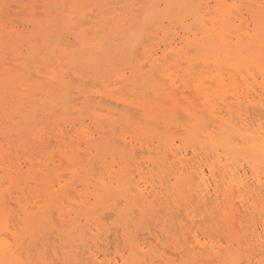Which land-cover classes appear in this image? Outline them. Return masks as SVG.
<instances>
[{
  "label": "bare ground",
  "instance_id": "1",
  "mask_svg": "<svg viewBox=\"0 0 264 264\" xmlns=\"http://www.w3.org/2000/svg\"><path fill=\"white\" fill-rule=\"evenodd\" d=\"M71 1L70 9L83 4ZM161 4L178 9L181 31L146 49L129 76L120 73L131 97L108 90L107 103L86 104L87 124L69 120L68 74L44 75L53 87L39 92L49 101L37 99L40 85L26 80L32 73L0 75L4 225L10 202L17 206L8 232L14 242L0 235V264H264V0ZM111 19L102 15L94 33ZM6 27L0 23V46L14 34ZM101 100L117 104L104 109ZM11 104L19 108L11 111ZM78 197L87 198L73 202ZM112 216L114 241L123 247L115 244L111 258L105 243L115 242H105L111 230L105 220ZM141 223L143 240L132 230ZM51 232L66 242L55 250L57 262L45 256Z\"/></svg>",
  "mask_w": 264,
  "mask_h": 264
},
{
  "label": "rangeland",
  "instance_id": "2",
  "mask_svg": "<svg viewBox=\"0 0 264 264\" xmlns=\"http://www.w3.org/2000/svg\"><path fill=\"white\" fill-rule=\"evenodd\" d=\"M80 1H83V4L81 5V2H80L79 3L80 5L78 4L77 7L73 9H70L71 4L73 3V1L71 0H13L12 2L5 1L3 4L0 3V23L4 25L5 27L7 26L6 30L8 32L14 33L12 34L11 37L10 36L5 37V39L2 40L4 42L0 46V51H1L0 52V75L6 76L5 75L6 70L7 71L9 70L10 75L13 73L21 74L20 76L21 78H24L25 76H27L26 73H28V75L32 73L31 77L27 76L29 79L26 77L25 78L29 82H33L34 84L40 85L38 87H35V88H39V90H37L39 93L37 95V99H41V98L43 99L46 97L45 95L43 96L41 92H39L41 89H43L44 87H53V84L45 77V76H49L48 73L52 75L53 71L55 70L57 72V75H62L63 77L66 76L64 79L68 82V88L70 89V90H67V93L69 94L70 96L69 98L71 100L69 106L73 107L70 109L69 120L73 121L78 118H84L85 124H87L90 121L88 120V117H86L87 114H89L87 112L89 111V109L86 104L94 105L92 101L98 102L100 99H105L104 100V103H105L106 98L108 99L106 95L108 90H111L116 95H121L126 98L131 97L130 93L127 91V89H125L124 85L122 84L121 79L118 78L120 73L127 72L126 76H129L130 72L128 71V68L130 66L135 68V66L139 62H144L145 60L144 54L146 53V49L156 47L158 42L166 38L168 34L170 35L171 33L176 32V31L179 32L181 31V28L179 26L177 19L173 16L174 12H177L178 9L175 8V6L172 4H161L163 0H80ZM207 1H213V0H196V2H203L204 3L203 5H205V2ZM160 4H161V8H159ZM85 5L87 6L85 7ZM99 5L101 6L100 8H99ZM211 5H213V3ZM115 6L117 7V9ZM121 7L122 9H120ZM114 13H117L116 16ZM121 13L122 15H120ZM86 15H87V18L89 19L86 18ZM102 15L103 16L109 15L110 17H112V19L107 23L108 26L106 27V29L101 28L100 31L98 30L99 32L94 33L96 31L94 30V28L99 27L100 25V18ZM82 16L85 18H83ZM166 16H168L169 18L168 17L166 18ZM123 17H126L127 20L123 24L122 28L128 27V29L121 31L122 28L120 27L116 31H112L111 28L117 27L119 25L117 24L119 19ZM145 19H148V20L146 21ZM9 20L11 21L10 23H9ZM58 22L59 23L62 22V23L58 24ZM68 25H71V26L69 27ZM145 25L147 27H145ZM56 26H59V27H56ZM157 27H160V28L157 29ZM87 29H89L88 30L89 32L86 31ZM67 31H69L70 34ZM106 33L107 35L108 34L110 35L111 33L110 36L114 35V38L111 37V39H107L109 40V42L108 41L105 42L103 47L102 48L99 47V50H97L98 46H101L99 44H101L102 41H105V39L109 37V36L108 37L105 36ZM60 35L62 37H60ZM151 36H153L152 39H151ZM84 37H86V39ZM147 39H149L150 42L147 41ZM6 40H9L10 42ZM98 40H99V43L95 47H93L94 46L93 44H95ZM134 41L136 42L135 44H134ZM87 42H89V44ZM143 43L145 44L141 45ZM79 47H80V51H78ZM139 47H141V50L138 49ZM73 50L75 51L72 52ZM131 51L134 53L131 54ZM138 51L140 54H136L138 53ZM36 53H38L36 56H34L36 58L32 57ZM88 54H94L96 55L97 58L95 59L90 58L87 56ZM45 57L48 59H44ZM50 59L51 61H49ZM25 62L27 63V65ZM49 63L50 65H48ZM24 70H27L28 72L26 71L24 72ZM29 70H31L32 72L31 71L29 72ZM115 70H118V71L115 72ZM69 71H70V75L72 74L71 75L72 77L69 75ZM65 73L68 74V76L65 75ZM33 75H35V77ZM37 76H41V78L39 79V77ZM69 76H70V79H69ZM109 77H112V79ZM42 78L44 79V82L45 80L47 81L43 83ZM75 78H77L78 81L77 79L75 80ZM73 79L75 80L74 83H73L74 81ZM87 81L89 85L87 84ZM96 84H97V87H96ZM121 90H123L124 92H122ZM86 95H88L89 98H87L88 96L86 97ZM102 95L104 98H101ZM75 96L78 97L79 100H77ZM46 98H47V101H49L48 97ZM72 100H74V102ZM108 102L109 104L107 105L103 103V100H101L100 103L104 109H107L108 107H115L117 104V103L110 102V100H108ZM103 105H105V107ZM5 106L7 107V105ZM10 106H11L10 108L11 111H14V110L16 111L19 108V106L18 105L15 106V104H11ZM118 107L120 109L121 105ZM5 110L10 112L8 108H6ZM254 110L255 109H253L251 105L248 106V111H249L248 113L253 114ZM71 112H74V113H71ZM255 112H258V110H256ZM38 113L40 112L38 111ZM38 118H42V115L40 114ZM136 119L140 120V118H136ZM91 129H93V126H91ZM138 157H141V155ZM74 198H77V197H74ZM84 198H87V197H80V198L78 197V199H74L73 202H75L76 200V203H79L78 200L80 201L82 199L85 200ZM15 204L13 205L12 202H10L8 210L9 211L12 210L13 212L11 211V215L8 217L9 219L7 218L5 225L2 223L1 216H0V233H2L0 235H2L3 237L4 236L9 237L7 239L10 242L11 241L14 242L12 235L10 234H11V230L14 229L15 227L14 226L15 224L13 223H16L14 222V214H15L14 210H17V206ZM248 214L249 213H247V215L245 216L246 218L244 217L246 219V222H248L247 220L249 219L247 218V216H249ZM106 218H107V215H106ZM57 220L58 219L56 218V223H58ZM113 220H115V216H112L110 219L105 220L109 228L111 230L113 229L112 231L110 230L109 232L110 235L108 236V238L111 237V239L109 238L110 240H108L107 238V240H105V242H109L113 239L111 242H109L111 244L112 242L113 243L115 242L114 241L115 228H111V227H115L114 224H112ZM6 226H7V229L3 230L6 228ZM201 226H204V225H201ZM132 230L134 231L135 235H138L140 233L141 236H139V238L142 240L143 238L147 237V235L145 234L146 229H144V227L142 228V223L140 224L139 229H136L135 227H133ZM136 230H138L139 232ZM8 232L10 234H8ZM51 233L49 234V236L52 238L51 242L45 248L47 252L50 251L49 255L48 253L45 254L46 258L47 256H49L47 258V259L50 258L48 260L49 262L52 261V258L55 257V254H54L56 252L55 250H58V248L59 250H61L62 244H64L63 239H62V242H63L62 243L60 240L61 238L55 235L56 233L52 234L54 235V237L51 236ZM199 234L200 236L203 237L202 233L199 232ZM38 243L40 245H37V246L40 247L39 249H41L42 244L41 242H38ZM57 243H59L60 245ZM50 244L52 247H50ZM65 244L63 246H65ZM105 244H106V248L110 249V251H108L109 250L108 249L107 252L110 253L109 256L111 258L117 256L116 250H114L115 249L114 245L115 244H118L119 246L123 245L121 241H118V240L112 245L108 243H105ZM48 247L51 250L50 249L48 250ZM122 247L121 249H123ZM253 248L255 249V247ZM254 249H252V251ZM59 250L57 251L58 254L60 252ZM54 262H57L56 259ZM39 263L43 264L42 262H39ZM206 263L207 262L205 261L204 263L199 262L195 264H206Z\"/></svg>",
  "mask_w": 264,
  "mask_h": 264
}]
</instances>
